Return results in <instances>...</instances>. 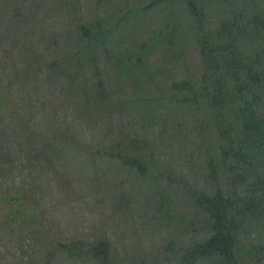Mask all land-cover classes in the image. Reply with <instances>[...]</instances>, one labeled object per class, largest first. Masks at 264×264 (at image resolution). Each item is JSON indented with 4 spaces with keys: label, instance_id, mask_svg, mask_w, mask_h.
<instances>
[{
    "label": "trees",
    "instance_id": "16d2710c",
    "mask_svg": "<svg viewBox=\"0 0 264 264\" xmlns=\"http://www.w3.org/2000/svg\"><path fill=\"white\" fill-rule=\"evenodd\" d=\"M42 96L99 119L86 149L74 135L75 160L92 165L93 149L135 172L169 232L141 255L107 235L40 232L37 196L9 183L0 264H264V0H0V178L30 142ZM124 105L143 129L122 122ZM173 136L197 159L177 162ZM34 231L37 245L18 250Z\"/></svg>",
    "mask_w": 264,
    "mask_h": 264
},
{
    "label": "rangeland",
    "instance_id": "374dc122",
    "mask_svg": "<svg viewBox=\"0 0 264 264\" xmlns=\"http://www.w3.org/2000/svg\"><path fill=\"white\" fill-rule=\"evenodd\" d=\"M59 20L56 14L47 22L48 25L45 24L46 29L59 25ZM180 69L176 66L171 71L177 73ZM189 69L197 70V57L193 52ZM126 91L129 97L134 94L132 89ZM132 98L136 99L135 96ZM35 102L30 142L17 145L10 170L0 178V185L15 183L32 189L42 211L38 224L40 232L50 230L52 235L61 237L107 235L124 253L141 255L144 251L152 252L169 228L166 227L168 222L160 218V205L151 197L148 184L132 170L105 155L96 154L93 149L89 154L83 153L95 157L92 165H80L75 160L72 148L79 141L74 135L78 133L79 139L83 140L82 147L86 149L90 144V134L97 132L100 126L99 119L94 117V120L82 123L73 104L61 97L42 96ZM117 111L124 124L143 129L136 112L129 106L124 105ZM159 129L160 126L158 129L153 126L156 133ZM182 138L166 137L174 151V159L180 157L176 159L179 163L186 158L185 155L197 159L190 150L184 148L179 151ZM194 168L195 175L199 177L202 165L196 162ZM63 175L68 177L67 183L72 187L66 196L60 190L67 184L60 179ZM38 236L35 231L24 233L17 244L18 250L26 253L36 246Z\"/></svg>",
    "mask_w": 264,
    "mask_h": 264
}]
</instances>
